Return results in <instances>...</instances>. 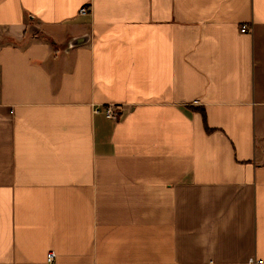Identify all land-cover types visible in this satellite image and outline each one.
<instances>
[{
    "label": "crops",
    "instance_id": "crops-1",
    "mask_svg": "<svg viewBox=\"0 0 264 264\" xmlns=\"http://www.w3.org/2000/svg\"><path fill=\"white\" fill-rule=\"evenodd\" d=\"M49 252L264 264V0H0V264Z\"/></svg>",
    "mask_w": 264,
    "mask_h": 264
},
{
    "label": "built area",
    "instance_id": "built-area-1",
    "mask_svg": "<svg viewBox=\"0 0 264 264\" xmlns=\"http://www.w3.org/2000/svg\"><path fill=\"white\" fill-rule=\"evenodd\" d=\"M88 12H89V9L84 8L81 13L87 14ZM242 31L247 32L248 31L247 27L246 26L243 27ZM95 112L97 114L102 112L107 118L112 119V120H118L120 116V112H118L116 106H107L104 109L96 108ZM55 259H56V254L54 252H49L47 256L48 264H53L55 262ZM246 264H259V262L255 258H250Z\"/></svg>",
    "mask_w": 264,
    "mask_h": 264
},
{
    "label": "trees",
    "instance_id": "trees-1",
    "mask_svg": "<svg viewBox=\"0 0 264 264\" xmlns=\"http://www.w3.org/2000/svg\"><path fill=\"white\" fill-rule=\"evenodd\" d=\"M203 113H204V112H203ZM204 118H205V116H204ZM207 130H208V131H211L209 128H207Z\"/></svg>",
    "mask_w": 264,
    "mask_h": 264
}]
</instances>
